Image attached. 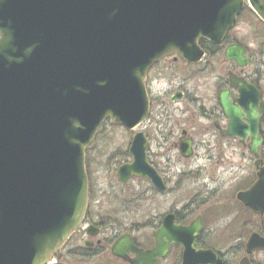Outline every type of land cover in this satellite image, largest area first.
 Returning a JSON list of instances; mask_svg holds the SVG:
<instances>
[{
    "label": "water",
    "instance_id": "1",
    "mask_svg": "<svg viewBox=\"0 0 264 264\" xmlns=\"http://www.w3.org/2000/svg\"><path fill=\"white\" fill-rule=\"evenodd\" d=\"M246 1L264 22V0H0V264H48L85 217V153L102 124L132 130L144 122L150 68L171 54L200 61L198 42L220 43ZM243 53L232 46L226 57L244 67ZM240 91L250 127L234 135L248 132L257 157L264 106L254 86ZM223 105L240 120L239 108L226 98ZM146 147L135 139L122 181L154 178ZM257 177L239 199L264 222V165ZM168 224L153 253L126 236L113 254L131 261L132 251L139 264H154L169 247ZM248 247L264 249V238L252 236Z\"/></svg>",
    "mask_w": 264,
    "mask_h": 264
},
{
    "label": "flooded vegetation",
    "instance_id": "2",
    "mask_svg": "<svg viewBox=\"0 0 264 264\" xmlns=\"http://www.w3.org/2000/svg\"><path fill=\"white\" fill-rule=\"evenodd\" d=\"M235 27L220 43L199 41L204 56L198 62L174 54L150 68L146 78L149 115L132 130L119 126L130 135L124 147L110 155L103 151L91 154L104 125L100 128L86 152L88 207L84 221L52 259L67 248L72 260L88 264H139L135 252L128 253L132 263L114 255L113 246L128 236L138 250L153 253L158 233L168 220V226L173 225L165 236L169 247L154 264H264V249L248 247L252 236L264 238L263 216L239 199L257 180L264 164V115L259 123L257 138L262 142L257 157L250 152L251 135L239 136L250 127L243 105L248 96L240 88L245 83L254 86L264 106V42L251 49L231 38ZM232 46L244 50L246 66L227 59L226 51ZM233 79L238 85H233ZM224 98L240 109L239 121L232 110L224 108ZM137 137L145 139L146 161L154 178L131 175L122 181L121 168L135 162L131 148ZM235 159L242 160L240 165ZM193 160L198 161L194 167L173 171L175 162ZM245 161L256 167L253 176L244 170ZM103 174L109 179L106 184L101 181ZM138 181L148 186L140 192L138 187L132 189L130 185ZM188 183L195 185L188 189ZM180 192L186 195L148 220L151 234L143 241L133 232L124 233L122 222L113 217L122 218L159 198L165 202Z\"/></svg>",
    "mask_w": 264,
    "mask_h": 264
},
{
    "label": "rangeland",
    "instance_id": "3",
    "mask_svg": "<svg viewBox=\"0 0 264 264\" xmlns=\"http://www.w3.org/2000/svg\"><path fill=\"white\" fill-rule=\"evenodd\" d=\"M242 13L243 14L239 20V23L237 24L235 29L230 33L231 38L234 40H238L240 43L254 50L255 47L258 46L259 42H264V22H262L259 17L248 6L245 7ZM126 132L122 130L119 126L113 124L112 122L104 124L89 152H91V154H95L99 153L100 151H103L107 155L112 154L117 149L124 147L127 141L129 140V132ZM172 155H175V153H172ZM96 161L99 162L98 159ZM197 162V160H193L191 162L177 161L174 163L173 171L178 172V169L181 168H188L189 166L194 167ZM241 162V159H239L238 161L237 159H235V163L237 165H240ZM243 166L244 170L250 171L251 175L253 176V173L256 171V167L254 166L253 162L245 161L243 162ZM95 167L98 168L97 165ZM211 167L212 166H209V168ZM101 181L106 184L109 179L106 178L105 174H103ZM193 185L195 184L188 183V189H191ZM147 186L148 184L145 181H138L130 185L132 189H137L138 187L139 192L145 189ZM132 189L131 191H133ZM184 195H186V192L173 194L165 202L164 200L159 198L156 202H154V204L148 205V203H146L142 207H139L138 210L124 214L122 218L117 215H113V217L119 219L120 222H122V229H124V233L133 232L136 236H139L143 241L144 238H147L149 234H151L150 227L146 226L148 220L154 215L162 213L164 209L171 207ZM138 228L140 229L139 231L136 230ZM51 264H88V262L84 263L82 259L72 260V257L70 258V256H68L66 248L62 252H60L57 258L52 259Z\"/></svg>",
    "mask_w": 264,
    "mask_h": 264
}]
</instances>
